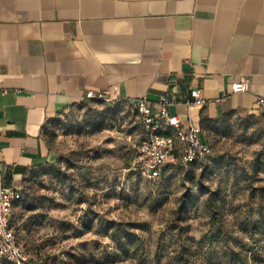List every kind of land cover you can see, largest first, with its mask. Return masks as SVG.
<instances>
[{
  "label": "rangeland",
  "instance_id": "374dc122",
  "mask_svg": "<svg viewBox=\"0 0 264 264\" xmlns=\"http://www.w3.org/2000/svg\"><path fill=\"white\" fill-rule=\"evenodd\" d=\"M203 129L211 156L174 157L150 181L132 168L145 136L133 102L85 99L51 118L53 159L24 171L12 209L31 264H264V111Z\"/></svg>",
  "mask_w": 264,
  "mask_h": 264
},
{
  "label": "crops",
  "instance_id": "0c3cea01",
  "mask_svg": "<svg viewBox=\"0 0 264 264\" xmlns=\"http://www.w3.org/2000/svg\"><path fill=\"white\" fill-rule=\"evenodd\" d=\"M192 88L205 104L187 107ZM89 90L154 107L166 97L182 126L264 111V0H0V170L11 185L53 159L42 128Z\"/></svg>",
  "mask_w": 264,
  "mask_h": 264
},
{
  "label": "built area",
  "instance_id": "2783aa9c",
  "mask_svg": "<svg viewBox=\"0 0 264 264\" xmlns=\"http://www.w3.org/2000/svg\"><path fill=\"white\" fill-rule=\"evenodd\" d=\"M233 92H241L247 89V82L241 80L231 85ZM191 99L186 100L188 108L194 105L206 103V98L197 88L190 90ZM86 99H101L108 103L115 100L109 97L108 90L100 92L87 91ZM135 105L142 124L145 136L138 142L133 159V169L138 170L150 181L160 179L161 171L166 162L174 158L173 151L179 150L180 161L186 166L189 161L203 159L212 155L210 143L203 135L200 126L189 122L182 126L177 115L170 114L167 106L170 100L166 97L156 102V107L151 101L142 96L131 100ZM258 105H264V97L256 100ZM172 129V132L169 129ZM21 197V187L4 182V174L0 170V258H4L15 264H24L27 256L18 242L15 231L11 226L12 204Z\"/></svg>",
  "mask_w": 264,
  "mask_h": 264
},
{
  "label": "trees",
  "instance_id": "16d2710c",
  "mask_svg": "<svg viewBox=\"0 0 264 264\" xmlns=\"http://www.w3.org/2000/svg\"><path fill=\"white\" fill-rule=\"evenodd\" d=\"M96 100H99V99H96ZM201 127H203V125H202ZM202 129H203V128H202ZM206 140L209 142L208 138H206ZM209 143H210V142H209ZM135 149H136V147H135ZM134 154H135V150H134ZM173 156H174V157L180 162V164H181L182 166H184V165L181 163V161H180V154H179V150H178V149H175V150L173 151ZM210 156H211V155H210ZM208 157H209V156H208ZM206 158H207V157H206ZM133 159H134V155H133ZM133 159H132V168H133ZM198 160H200V159H194V160H191V161H189L188 164H187L186 166H184V167H185V168H188L189 165L193 164L194 162H196V161H198ZM166 165H167V162L165 163V165H164L163 168H162L160 178L162 177V174H163V171H164L165 168H166ZM134 170H136V169H134ZM136 171H138V170H136ZM138 172H139V171H138ZM139 173H140V172H139ZM10 179H11V173H10V172H6V173L4 174V182H5L6 184H10ZM21 197H22V190H21ZM21 197H20L18 200H15V201L13 202V204H12V209H13L14 205L16 204V202L19 201V200L21 199ZM180 212H181V209H180V208L176 209L175 214H174V217H175L176 219H178ZM213 213H214V215H216V210L213 209ZM11 226H12V211H11ZM13 230H14V229H13ZM17 239H18V238H17ZM179 254H180L181 257H183L182 252H179ZM0 260L3 261V262H6V263H8V264H15V263L10 262V261H8V260H6V259H4V258H0ZM183 263H186L185 258H183ZM24 264H31L30 259L27 258V260L24 262Z\"/></svg>",
  "mask_w": 264,
  "mask_h": 264
}]
</instances>
